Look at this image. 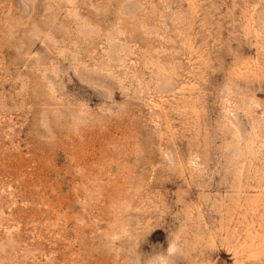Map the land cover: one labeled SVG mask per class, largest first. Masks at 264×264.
<instances>
[{
	"label": "rangeland",
	"instance_id": "obj_1",
	"mask_svg": "<svg viewBox=\"0 0 264 264\" xmlns=\"http://www.w3.org/2000/svg\"><path fill=\"white\" fill-rule=\"evenodd\" d=\"M0 264H264V0H0Z\"/></svg>",
	"mask_w": 264,
	"mask_h": 264
}]
</instances>
